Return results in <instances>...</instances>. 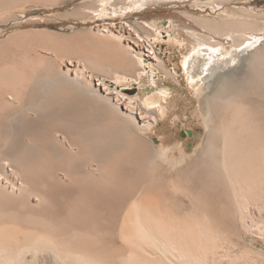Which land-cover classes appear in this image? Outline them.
Segmentation results:
<instances>
[{"label": "bare ground", "instance_id": "obj_1", "mask_svg": "<svg viewBox=\"0 0 264 264\" xmlns=\"http://www.w3.org/2000/svg\"><path fill=\"white\" fill-rule=\"evenodd\" d=\"M172 1L85 0L69 15ZM59 2L0 0V264H264V9L189 15L207 31L182 59L206 130L175 158L132 128L165 113L155 70L175 78L132 23L5 33L23 17L11 9ZM118 83L152 89L140 103Z\"/></svg>", "mask_w": 264, "mask_h": 264}, {"label": "rangeland", "instance_id": "obj_2", "mask_svg": "<svg viewBox=\"0 0 264 264\" xmlns=\"http://www.w3.org/2000/svg\"><path fill=\"white\" fill-rule=\"evenodd\" d=\"M84 1L85 0H60L59 3L50 6L45 4L39 6V4L34 5L33 3H27L26 8L11 9L13 13L22 14L23 17L21 16L22 18L10 19L9 22L4 24L3 29H5V33H8L15 29V27H18L17 23H22V27L25 28L47 27L53 30L70 32L72 28L74 31L83 30L102 21L108 22L117 19L116 22L132 23L141 35L148 39H152L150 42L155 47L157 55L163 60L165 69L175 75V78H173L164 74L160 69L155 70V73L157 74L156 77L162 80L161 85L165 86L167 90L172 92L166 100H162L163 106L165 107V113L163 115H159L157 112L152 113L158 116V123L155 124L151 130L142 131L136 126H133V123L132 128L135 132H138V134L143 136V138L145 137L148 139L147 141L159 146L163 145L166 148H175L177 155H172L174 152H171V156L173 157L181 156L180 152L177 150L178 147L185 148V154L193 153L205 138L206 129L199 113L198 99H200V97L196 95L195 91L186 83L187 81L183 70L182 59L184 54L189 52L195 45L193 44L194 38L191 36V33H207V31L203 27L201 29V26L189 17V15L213 17L221 11L220 9H222L223 5L230 8L254 6L256 7V10H260L264 9V0L227 1L219 10H217L216 13L209 7L201 8L200 5H198L199 2H204L206 0H176L172 2L150 4L148 8L142 11L129 13L120 11L119 13L114 14L112 13L113 7L109 6V12L112 13V15L109 14L103 18L100 17L97 12L93 13V15L96 16L94 19L90 18L82 20L73 15L71 17L69 13L72 14V11L74 12L75 9H78ZM121 6V3L116 5L118 8ZM22 10H24V13H21ZM41 15L43 16L41 17ZM30 18L37 19V21L27 23ZM212 36L214 35L212 34ZM214 38H217L218 41H223V38ZM182 41L183 45L181 44ZM224 42L229 48H231L226 39H224ZM262 52H264V48L262 49ZM145 64L147 67H150L148 63ZM108 81L115 87V80L109 79ZM116 85L119 89H123L124 92L135 97L140 103L144 102L143 97L146 95L145 93H148L152 89L150 83H147L143 87L141 86V88L139 84L127 86L118 83ZM155 86L156 85H154V87ZM138 87L142 92L139 91ZM142 106L143 105H141V107ZM142 109L146 110L144 106ZM190 131H192V134L189 133Z\"/></svg>", "mask_w": 264, "mask_h": 264}, {"label": "water", "instance_id": "obj_3", "mask_svg": "<svg viewBox=\"0 0 264 264\" xmlns=\"http://www.w3.org/2000/svg\"><path fill=\"white\" fill-rule=\"evenodd\" d=\"M185 133V132H184ZM190 134H192V131L189 132ZM199 136V135H198Z\"/></svg>", "mask_w": 264, "mask_h": 264}]
</instances>
